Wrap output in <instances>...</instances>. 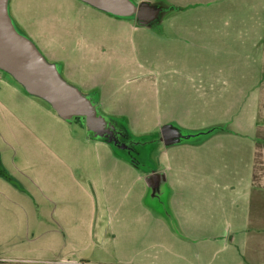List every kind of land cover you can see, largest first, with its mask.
Returning <instances> with one entry per match:
<instances>
[{"label":"rangeland","instance_id":"obj_1","mask_svg":"<svg viewBox=\"0 0 264 264\" xmlns=\"http://www.w3.org/2000/svg\"><path fill=\"white\" fill-rule=\"evenodd\" d=\"M132 1L153 5L162 1L169 5L186 0ZM9 12L18 32L29 38L54 64H57L55 58L65 59L68 55L75 59L73 55L84 52L82 50L85 49L75 45V41L70 43L72 37L80 36L79 30L77 33L74 27L83 21L92 26L93 33L115 41L118 53L126 55L120 64L133 68L137 66L136 58L154 59L155 63L164 41H169L165 50L170 56H173L174 50L186 55L185 48L170 42L172 40L169 39L174 36L196 34L198 52H203L201 40H209L214 48L213 55L216 50L220 51L223 37L237 38L236 30H230L229 34L222 32L220 27H196L188 23L189 20L205 18L207 14L203 11L185 17L181 13L175 14L182 21L187 20L185 24L176 28L165 25L152 30L135 23V18H118L80 0H10ZM210 14L215 18L219 12ZM172 15H167L165 19ZM217 19L220 17L217 16ZM219 59V56H213V64H221ZM90 72L81 75L74 71L71 73L76 81H86ZM11 82L19 87L23 95L15 96L5 88L0 93L1 101H34L35 104L31 103L28 109L35 115L30 123L39 125L42 132L67 133L69 139L67 146H62L63 162L53 160L49 164L37 157V168L49 165L51 171L48 168L39 172L18 169L10 163L14 157L10 147L14 142L9 134L13 131V124L16 128L20 125L17 121L6 119L0 109V154L9 159L10 171H7L15 182L11 184L0 177V264H264L263 243L257 250L245 252L243 261H239L236 253L232 252L234 257L226 251L224 240L215 242L207 239L201 247L203 241L195 242L187 238L174 218L170 220L164 213L163 202L167 203L166 199L162 198L161 202V198L153 197L149 190L141 196L144 188L142 181L137 182L121 166V161L129 162L107 144V151L118 159L116 162L109 160L105 150L99 149L97 142L100 141L87 133L82 118L63 120L61 125L57 124L44 112L46 109L54 111L49 103L28 94L11 75L0 70V89ZM70 82L73 85L77 83ZM80 89L89 94L83 91V87ZM155 89V86L134 83L117 92L108 86L105 90L107 101L98 106L104 115L112 116L111 113L125 118L134 136L150 139L148 144L139 148L142 165L134 164L141 174L159 168L160 156L165 149L160 143V130L165 124H161L156 108ZM171 97L174 98V95L171 94ZM171 97L165 96V99ZM23 110L18 109L20 112ZM64 164L79 168L75 170L78 183L68 178L66 168L62 170ZM101 164L102 173L98 168ZM65 174L67 178L56 179ZM228 239L230 241V237Z\"/></svg>","mask_w":264,"mask_h":264},{"label":"crops","instance_id":"obj_2","mask_svg":"<svg viewBox=\"0 0 264 264\" xmlns=\"http://www.w3.org/2000/svg\"><path fill=\"white\" fill-rule=\"evenodd\" d=\"M193 1L169 5L160 1L158 5L169 10L154 26L142 27L152 30L169 25L176 28L187 21L179 19V13L185 17L203 11L207 14L205 18L189 20L188 23L196 27H220L222 32L229 34L230 30H236L237 38L223 37L220 51L216 50L214 55L209 40H201L203 52H198L196 34L178 35L169 40L185 48L186 55L174 50L170 56L165 50L169 41L163 39L155 63L154 59L136 58L135 68L126 67L120 64L126 55L118 53L116 42L93 33L92 26L83 21L74 27L80 36L72 37L70 43L75 41V45L85 49L84 52L73 55L75 59L68 55L65 59L55 58V62L62 67L69 83L73 84L72 80L77 82L78 88L83 87V91L98 94L99 106L107 101L105 90L108 86L117 92L134 83L156 87V108L161 124L174 125L195 135L180 144L166 146L160 130V143L165 149L160 156L159 168L152 172L165 173L164 198L171 218L187 238L203 241L201 247L207 239L224 240L226 251L234 257L233 253H236V258L243 261L245 252L255 251L264 244V0ZM210 12L219 14L214 18ZM169 14L174 15L165 19ZM135 23L138 24L137 20ZM213 56H219L221 64H213ZM73 71L78 75L91 71L90 78L76 81ZM5 88L15 96L23 95L12 82L1 88L0 93ZM165 96L172 99H165ZM31 103L35 104L29 99L23 103L0 100L4 117L20 125L18 128L16 124L11 126L13 131L9 137L14 143L10 148L14 157L10 163L31 172L45 168L51 171L49 165L37 168L38 161H35L40 157L49 164L53 160L63 162L62 146H67L69 134L42 132L39 125L30 123L35 118L28 110ZM18 109L24 110L20 112ZM44 112L57 124L64 122L51 109ZM97 141H100L97 144L99 149L105 150L106 157L116 162L118 159L107 151L108 143ZM2 155L0 167L13 178L8 172L9 159ZM98 158L100 161V156ZM64 165L62 170L66 168L68 178L77 182L75 170L79 168ZM121 166L137 182L142 181L141 196L147 194L149 188L144 178L149 173L141 174L131 162L121 161ZM98 168L102 173L103 165ZM63 177L67 178L66 174L56 179Z\"/></svg>","mask_w":264,"mask_h":264},{"label":"water","instance_id":"obj_3","mask_svg":"<svg viewBox=\"0 0 264 264\" xmlns=\"http://www.w3.org/2000/svg\"><path fill=\"white\" fill-rule=\"evenodd\" d=\"M9 1L0 0V70L11 75L30 95L45 100L58 116L70 121L83 119L87 133L96 139H108L117 149L119 133L110 128V121L88 94L66 81L58 66L49 62L36 45L16 29L9 12ZM91 7L121 18H135L141 26H154L169 9L149 2L132 0H80ZM195 137L174 125L161 128V140L166 146L180 144ZM144 181L153 192L166 182L164 172H151Z\"/></svg>","mask_w":264,"mask_h":264},{"label":"flooded vegetation","instance_id":"obj_4","mask_svg":"<svg viewBox=\"0 0 264 264\" xmlns=\"http://www.w3.org/2000/svg\"><path fill=\"white\" fill-rule=\"evenodd\" d=\"M44 55V54H43ZM45 56V55H44ZM58 69L64 78V73L63 69L60 65H57ZM65 79V78H64ZM66 80V79H65ZM67 81V80H66ZM71 84V83H70ZM73 85V84H72ZM75 86V85H74ZM78 87V86H76ZM92 94L95 93H90L88 94L91 98L93 97ZM99 106V104H98ZM107 116V115H106ZM109 119V118H108ZM110 121V128L116 132L119 133V145L124 146V148L119 149L122 151L124 154H126L131 161L134 163L140 162V150L139 146L142 144L138 141H136L127 131L124 129L122 126L118 125V123L114 122L113 120L109 119ZM151 173V172H150ZM150 193L152 194L153 197H160L161 199L164 198L165 195V187L164 185H160L155 192H153L151 189H149ZM159 198V199H160Z\"/></svg>","mask_w":264,"mask_h":264},{"label":"trees","instance_id":"obj_5","mask_svg":"<svg viewBox=\"0 0 264 264\" xmlns=\"http://www.w3.org/2000/svg\"><path fill=\"white\" fill-rule=\"evenodd\" d=\"M116 17V16H115ZM118 18H121V17H118ZM133 18V17H132ZM92 100L94 102V104L98 105L99 104V95L98 94H92ZM109 119L113 120L114 122L118 123V125L122 126L124 129H126V131L138 142L142 143L140 147L146 145L149 143L150 139L148 137H137V136H134L131 131L129 130L128 128V125L126 123L125 120L121 119V118H116V117H111V116H107ZM89 136H91L92 138H95L93 135L89 134ZM96 139V138H95ZM108 139H102L101 141H104V142H108L107 141ZM152 142V141H151ZM150 142V143H151ZM112 147V149L121 157H123L125 160H127L128 162H131L133 164H135L136 166H141L142 163L141 162H137V163H134L133 161H131V159L126 155L124 154L122 151H120L119 149H117L116 147L113 146L112 143H109ZM151 172V171H150ZM148 172V173H150ZM0 175L5 177L6 179H8L10 182L14 183V180L11 178V176L8 175V173L6 171H4L1 167H0ZM161 202H162V199H161ZM163 211L164 213L166 214V216L172 220L171 218V214L169 212V210L167 209V204L165 202H163Z\"/></svg>","mask_w":264,"mask_h":264}]
</instances>
